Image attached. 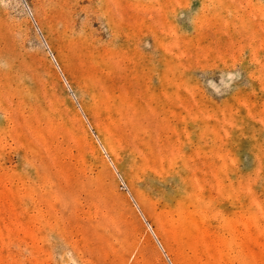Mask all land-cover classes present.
Returning a JSON list of instances; mask_svg holds the SVG:
<instances>
[{
  "label": "rangeland",
  "instance_id": "374dc122",
  "mask_svg": "<svg viewBox=\"0 0 264 264\" xmlns=\"http://www.w3.org/2000/svg\"><path fill=\"white\" fill-rule=\"evenodd\" d=\"M0 264H264V0H0Z\"/></svg>",
  "mask_w": 264,
  "mask_h": 264
}]
</instances>
